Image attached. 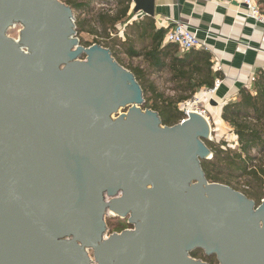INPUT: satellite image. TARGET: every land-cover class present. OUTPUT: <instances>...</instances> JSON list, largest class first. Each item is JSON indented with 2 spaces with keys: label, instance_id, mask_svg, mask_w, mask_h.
<instances>
[{
  "label": "water",
  "instance_id": "obj_1",
  "mask_svg": "<svg viewBox=\"0 0 264 264\" xmlns=\"http://www.w3.org/2000/svg\"><path fill=\"white\" fill-rule=\"evenodd\" d=\"M132 5L155 17V0ZM76 35L61 0H0V264H264V198L204 178L210 122L164 126ZM111 212L132 228L107 237Z\"/></svg>",
  "mask_w": 264,
  "mask_h": 264
},
{
  "label": "trees",
  "instance_id": "obj_2",
  "mask_svg": "<svg viewBox=\"0 0 264 264\" xmlns=\"http://www.w3.org/2000/svg\"><path fill=\"white\" fill-rule=\"evenodd\" d=\"M132 0H65L73 11L75 32L80 46L96 44L109 49L115 61L128 69L143 91L142 109L160 116L164 126L181 122L184 115L179 105L192 99L201 89L211 88L215 78H222L212 70V55L207 50L182 53L176 45H162L166 31L155 29L154 20L145 17L139 22L126 24ZM259 11L264 13V0H257ZM82 16V18H81ZM124 28L123 39L118 38L116 26ZM93 37L90 43L81 35ZM112 35H115L112 37ZM136 60V66L122 65L120 57ZM222 122L230 127L235 146L221 139L205 141L211 151L209 160L200 162L204 178L209 183L229 186L260 204L264 198V73H259L251 88H242L235 100L221 109ZM216 141V142H214ZM116 220L109 231L121 232L131 228ZM201 250L191 253L200 258ZM203 262L213 264L215 257L204 255Z\"/></svg>",
  "mask_w": 264,
  "mask_h": 264
},
{
  "label": "crops",
  "instance_id": "obj_3",
  "mask_svg": "<svg viewBox=\"0 0 264 264\" xmlns=\"http://www.w3.org/2000/svg\"><path fill=\"white\" fill-rule=\"evenodd\" d=\"M132 7L131 2L126 24L147 17L134 15ZM154 14L155 29L158 24L183 23L210 52L213 65H221L223 83L209 100L216 103L208 109L209 119L214 127L234 136L220 112L242 88H251L256 75L264 73V25L247 15L240 0H155Z\"/></svg>",
  "mask_w": 264,
  "mask_h": 264
},
{
  "label": "built area",
  "instance_id": "obj_4",
  "mask_svg": "<svg viewBox=\"0 0 264 264\" xmlns=\"http://www.w3.org/2000/svg\"><path fill=\"white\" fill-rule=\"evenodd\" d=\"M240 1L247 15L254 18L256 21L258 20L264 25V14L259 11L257 0ZM157 28L166 31L163 40L164 44H170L173 46L176 45L177 47H179L182 53L190 52L191 50H206L205 46L199 43L196 34L189 31L187 26L179 21H173L171 23L169 22L168 24L164 25L158 24ZM212 70L215 73H221L222 67L219 63H216L215 65H213ZM253 80L254 78L252 79V82ZM222 83V78H215L214 84L211 88L201 89L198 93L192 96L191 100L180 104L179 110L184 115V118L181 120V122L186 120L190 115H192V113H196L209 121V113L207 111V107L209 106L210 102L209 100L220 88Z\"/></svg>",
  "mask_w": 264,
  "mask_h": 264
},
{
  "label": "rangeland",
  "instance_id": "obj_5",
  "mask_svg": "<svg viewBox=\"0 0 264 264\" xmlns=\"http://www.w3.org/2000/svg\"><path fill=\"white\" fill-rule=\"evenodd\" d=\"M63 3H65V0H61ZM74 16H75V14H74ZM76 17L77 16H75V19H76ZM81 18H82V16H81ZM132 23V22H131ZM130 23V24H131ZM129 24V23H128ZM124 28H125V26L123 25V26H120V25H117L116 26V32H118V38L119 39H123V35H124ZM20 31V27H13V28H11L9 31H8V35L12 38V39H15V40H17L18 39V37H19V35H18V32ZM115 35H112V37H114ZM74 38L76 39L77 38V35L76 36H74ZM81 38H83L84 39V41L85 42H87V43H90L92 40H93V37H91V36H89V35H85V34H83V35H81ZM85 59V57L83 56V55H80V57H79V60H84ZM120 62H121V64L122 65H132V66H136L137 64H138V61H136V60H133V61H130L129 59H127L125 56H121L120 57ZM130 65V66H131ZM126 111H127V108H125V109H123V110H120V111H118V113L115 115V117H118L119 115H122V114H125L126 113ZM209 122L211 123V120H209ZM211 129L213 130V133H212V135H211V138H210V140H215L216 139V137H217V139H221V140H223V142H228V144H230L231 146H235V137L234 136H228L229 134L228 133H226V131H225V129H222L221 127H214L213 125H212V123H211ZM226 126V125H225ZM214 142H216V141H214ZM263 195H264V192H263ZM110 215V214H109ZM121 220V221H124L123 223H122V225H126V222H127V219H121V218H119V217H113V216H111V217H109V218H107L106 219V223H107V237L108 236H110V235H112V233H114V231L111 233L110 231H109V225H112V224H116V220ZM125 230H127V229H125ZM115 233H117V232H115ZM199 257L200 258H197V259H200V260H202L203 259V257H204V254H200L199 255ZM213 264H217V262H216V260H215V262L213 263Z\"/></svg>",
  "mask_w": 264,
  "mask_h": 264
},
{
  "label": "bare ground",
  "instance_id": "obj_6",
  "mask_svg": "<svg viewBox=\"0 0 264 264\" xmlns=\"http://www.w3.org/2000/svg\"><path fill=\"white\" fill-rule=\"evenodd\" d=\"M210 106H211V105L209 104V106L207 107V111H208V109L210 108ZM212 107H213V106H212ZM210 109H211V108H210ZM109 214H110V215H109L110 217H111V216H113V217H117V216L114 214V212H111V213H109Z\"/></svg>",
  "mask_w": 264,
  "mask_h": 264
}]
</instances>
